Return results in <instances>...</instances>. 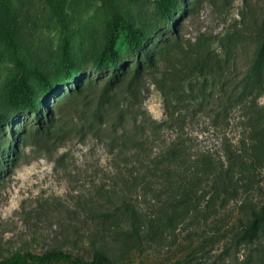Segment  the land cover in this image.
<instances>
[{
	"label": "trees",
	"instance_id": "16d2710c",
	"mask_svg": "<svg viewBox=\"0 0 264 264\" xmlns=\"http://www.w3.org/2000/svg\"><path fill=\"white\" fill-rule=\"evenodd\" d=\"M46 1L56 14L62 12L64 0ZM104 1L110 17L92 63L95 70L110 73L101 82L76 84L65 97L60 85L52 86L43 73L35 72L43 88L58 94L56 104L47 107L46 98L28 81L30 72L17 51L25 43L23 21L13 0H0V43L12 47L11 60L20 71L6 91V105L19 114L31 113L36 128L49 134L57 124V110L75 105L78 133H103L105 151L118 169L112 186L100 188L90 204L80 205L89 226L74 243L89 258L51 248L41 254L15 252L0 264H129L140 257L152 264H264V200L257 208L244 200L247 212L235 224L227 212L229 202L248 197L264 168V104L259 102L264 96V41L254 64L232 77L225 52H185L174 62L170 44L150 50L147 31L125 17L114 0ZM155 2L167 24L182 10L183 0ZM121 43L134 53L133 64L122 61ZM62 51L67 84L75 80L66 39ZM158 73L163 108L159 121L134 111L143 80ZM200 114L221 126L216 157L210 151L194 153L184 135ZM10 120L0 109V129ZM231 125L240 130L235 141L226 132ZM0 151L6 153L8 145L0 144Z\"/></svg>",
	"mask_w": 264,
	"mask_h": 264
},
{
	"label": "rangeland",
	"instance_id": "374dc122",
	"mask_svg": "<svg viewBox=\"0 0 264 264\" xmlns=\"http://www.w3.org/2000/svg\"><path fill=\"white\" fill-rule=\"evenodd\" d=\"M114 2L125 17L147 31L150 50L170 44L169 58L173 57L174 62L185 52L215 49L229 55L231 76L239 77L254 64L264 41V0H183L182 10L174 15L171 24L159 15L155 0ZM13 5L26 29L25 43L17 51L30 72L28 81L42 99L46 98L47 107L56 104L58 94L43 88L35 72L43 73L52 86L60 85L65 97L75 91L76 84L86 85L96 79L101 82L108 76L110 71H97L92 63L110 17L104 0H64L59 14L46 0H13ZM64 39L75 80L67 84L63 83ZM12 50L0 43V109L11 119L0 129V144L8 145L6 153L0 151V259L15 252L41 254L51 248L89 258L90 253L74 243L89 226L80 205L90 204L100 188L112 186L118 169L105 151L103 133H78L80 114L75 105H63L57 110V124L50 134L36 128L31 113L9 109L6 91L20 74L11 60ZM119 51L124 63L133 64L135 55L123 43ZM165 67L162 65V69ZM260 67L264 75V59ZM161 79V73L145 77L139 104L134 105L136 113L145 111L158 121L163 118L157 85ZM259 102L264 104V96ZM40 110L45 114L42 104ZM239 131L231 125L226 132L235 141ZM184 132L194 153L210 151L215 157L219 153L222 129L212 124L206 114L198 115ZM19 140L21 145H17ZM244 200L254 208L263 202L264 168L256 175L255 187L248 197L241 195L229 202L230 224L245 216ZM140 260L129 264H152L146 257Z\"/></svg>",
	"mask_w": 264,
	"mask_h": 264
}]
</instances>
